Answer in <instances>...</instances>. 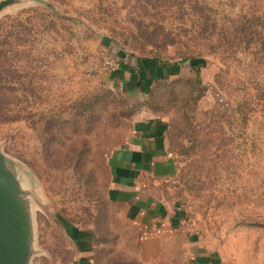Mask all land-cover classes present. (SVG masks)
<instances>
[{"label":"rangeland","instance_id":"rangeland-1","mask_svg":"<svg viewBox=\"0 0 264 264\" xmlns=\"http://www.w3.org/2000/svg\"><path fill=\"white\" fill-rule=\"evenodd\" d=\"M0 68L28 264H264V0H19ZM144 114L167 121L174 169L149 186L181 222L141 239L110 156Z\"/></svg>","mask_w":264,"mask_h":264},{"label":"crops","instance_id":"crops-1","mask_svg":"<svg viewBox=\"0 0 264 264\" xmlns=\"http://www.w3.org/2000/svg\"><path fill=\"white\" fill-rule=\"evenodd\" d=\"M130 131L127 140L110 156L114 172L111 176L116 181L113 189L119 191L118 203L141 239L179 228L178 203L152 193L149 186L151 177L166 178L174 169L166 143V119L158 114L136 116Z\"/></svg>","mask_w":264,"mask_h":264},{"label":"water","instance_id":"water-1","mask_svg":"<svg viewBox=\"0 0 264 264\" xmlns=\"http://www.w3.org/2000/svg\"><path fill=\"white\" fill-rule=\"evenodd\" d=\"M19 0H0V10ZM15 162L0 148V264H28L32 247L31 201ZM26 194V195H25Z\"/></svg>","mask_w":264,"mask_h":264},{"label":"trees","instance_id":"trees-1","mask_svg":"<svg viewBox=\"0 0 264 264\" xmlns=\"http://www.w3.org/2000/svg\"><path fill=\"white\" fill-rule=\"evenodd\" d=\"M121 64H123V63H121ZM0 72H1V68H0ZM0 77H1V73H0ZM162 80H163V79H162ZM160 81H161V79H155L153 82L155 83V82H160ZM139 82H141V80L138 79V83H139ZM1 98H2V93H1V86H0V112L2 111V110H1V106H2V105H1V104H2ZM4 119H6V118H4Z\"/></svg>","mask_w":264,"mask_h":264},{"label":"built area","instance_id":"built-area-1","mask_svg":"<svg viewBox=\"0 0 264 264\" xmlns=\"http://www.w3.org/2000/svg\"><path fill=\"white\" fill-rule=\"evenodd\" d=\"M109 67L110 68H116V67H118V62H115V61L109 62Z\"/></svg>","mask_w":264,"mask_h":264}]
</instances>
